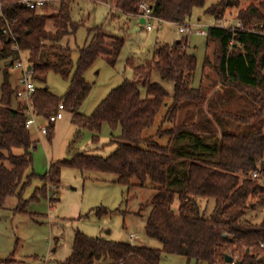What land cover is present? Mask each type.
<instances>
[{
    "label": "trees",
    "instance_id": "1",
    "mask_svg": "<svg viewBox=\"0 0 264 264\" xmlns=\"http://www.w3.org/2000/svg\"><path fill=\"white\" fill-rule=\"evenodd\" d=\"M21 1L3 0L0 17V71L5 69L0 105V210L6 208L10 197H17L19 205L15 211L29 213L30 201L24 195L38 177L35 172H28L34 165L32 149L36 144L26 125L27 105L17 97L19 86L12 84L9 73L24 53L33 70L32 80L41 85L32 96L39 117L49 118L63 104L78 128L94 131L97 141L105 123L113 131H121L118 148L109 157L79 152L52 165L41 176L43 187L37 188L32 200L40 202L42 197H48L49 184L59 188L65 167L83 173L114 174L120 185L152 186L156 190L146 233L162 244L161 249L78 232L71 256L60 264H161L164 255L184 256L196 264H234L226 262V255L241 264H264V218L260 223L247 219L250 209H264V132L237 135L224 129L221 137L211 142L201 137L197 124L175 123L165 130L159 128L160 137H170L167 144L154 136H144L164 107L167 115L175 118L184 102L201 103L205 98L203 86L189 85L198 61L188 51V39L160 46L153 60L146 63L135 66L129 60L137 80H124L87 116L79 112L93 89L86 73L100 57L115 66L126 37L110 34L100 26L88 28L89 43L79 49L75 62L73 49L62 43L83 26L72 18L74 0H52L50 5L57 7L53 14L45 13V9L27 8ZM111 1L115 9L127 16H141V4L148 3ZM206 3L207 0H153L148 4L151 14L160 22L182 25L191 21L195 10L204 8ZM240 5L239 0H222L205 12L220 21L230 7ZM236 20L244 28L218 24L209 27L207 36L209 46L215 44L214 67L220 84L249 96L260 106L251 117L228 114L235 121L248 124L264 117V28L247 29L264 25V0H252L246 8H240ZM8 24L10 32L5 34L3 30ZM211 63L208 55L205 70ZM154 71L175 84L173 94L151 81ZM50 72L70 80L65 95L59 97L46 86ZM53 127L50 125L48 136ZM16 149H24V153L18 155ZM256 171L259 177L254 176ZM203 200L215 203L210 215L202 210ZM102 211L107 213H98Z\"/></svg>",
    "mask_w": 264,
    "mask_h": 264
},
{
    "label": "rangeland",
    "instance_id": "2",
    "mask_svg": "<svg viewBox=\"0 0 264 264\" xmlns=\"http://www.w3.org/2000/svg\"><path fill=\"white\" fill-rule=\"evenodd\" d=\"M153 0H147L150 4ZM222 0H207L204 8L196 9L192 20L185 24L193 27V33L180 32L181 25L170 22L151 21L153 30L141 23L138 16H127L115 9V3L110 0L93 2L91 0L72 1V18L74 22L82 23L78 33L63 40V45L73 49V60L79 59V49L89 43L88 28L103 27L108 33L126 37L122 53L115 66L100 57L86 73V79L93 85L88 98L79 112L91 115L110 92L123 83L124 80H137L135 67L128 61L146 63L153 60L156 50L162 45H173L176 41L187 38L188 51L197 58L198 65L189 85L193 88L203 86L206 90L201 103L184 102L178 116L173 118L166 113V107L157 116L155 125L144 132V136H154L162 144L170 142V137H160L159 128H171L175 123L197 124L201 137L213 142L220 138L223 130L231 134H253L264 132V117L247 122H237L228 114H238L245 117L253 116L260 106L249 96L232 89H227L219 82L214 67L215 44L209 46L208 36L198 33L203 29L208 32L210 26H237V14L240 8H246L252 0H239L240 7H230L225 18L217 21L206 14V9ZM113 6V7H112ZM56 6L49 5L45 13H56ZM1 17V16H0ZM2 44L0 41V48ZM209 55L211 65L205 70L206 58ZM25 63H28L25 55ZM4 64L2 65V67ZM0 71V105L2 84L5 69ZM9 71V70H8ZM10 81L16 87L20 85L22 69L10 67ZM46 86L61 97L67 93L70 80L60 74L50 72L47 75ZM152 82L163 85L171 94L175 84L165 80L157 71L153 72ZM36 86H41L33 81ZM146 95V90H143ZM172 102V98L168 99ZM38 123L48 125V118L38 117ZM240 123V124H239ZM80 131V133H79ZM120 129L113 131L107 123L103 124L99 140L95 132L89 129L80 130L73 121V115L64 111V118L58 120L52 128V135H44L34 127L31 129L32 139L36 148L32 149L34 165L28 171L38 176L27 188L24 198L30 202L29 213L16 212L19 205L17 197H10L5 209L0 210V264H44L46 259L65 262L72 254L74 241L78 232L91 237L110 241L129 242L135 245L161 249L162 244L149 238L146 233L147 220L152 210L153 195L156 192L152 186H123L118 184L117 176L109 173L81 172L65 167L61 174L59 188L52 184L48 186V197H42L40 202L32 200L37 188L43 187L41 176L47 174L52 165L71 159L76 153L86 152L103 157L111 156L118 148L117 137ZM21 155L24 149H16ZM180 159V158H179ZM8 166L9 163H6ZM56 198V199H55ZM53 201V202H52ZM202 210L208 215L213 212L214 201L203 200ZM105 210L107 213L98 211ZM264 218V209H250L247 219L260 223ZM132 234L135 238H132ZM161 264H196L180 255H164ZM206 264V263H200Z\"/></svg>",
    "mask_w": 264,
    "mask_h": 264
},
{
    "label": "built area",
    "instance_id": "3",
    "mask_svg": "<svg viewBox=\"0 0 264 264\" xmlns=\"http://www.w3.org/2000/svg\"><path fill=\"white\" fill-rule=\"evenodd\" d=\"M22 5L26 6L27 8L30 9H37V10H43L46 9L51 3L52 0H22L21 1ZM4 2L3 0H0V16H2V9H3ZM142 8V17L145 19V25H147L148 30H153V24L151 23L152 20L156 19L154 16L151 14V11L149 9V4L144 2L141 4ZM226 26V25H225ZM238 27L244 28L243 24L241 22H238ZM264 28L263 24H256L253 26H249L247 28L248 30L251 31H260L261 29ZM5 34H9L10 28L9 24L8 26L3 30ZM193 27L190 24H185L181 25L180 27V32L183 34H190L193 33ZM198 33L202 35H208V32L206 30L200 29L198 30ZM15 49H19L18 46H15ZM31 65L29 63H25V54L22 53L21 58L18 59L14 63V68L17 69H22V77L19 79V88L17 91V97L19 100L27 105V114H28V120H27V127L29 129L36 128L38 132L48 135L49 133V127L50 125H55V123L58 120H61L64 118V105L61 104L59 111L52 116L48 118V125H41L38 123V115L35 113L33 105H32V96L35 93L37 86L34 84L32 77H33V70L32 67L29 68ZM255 177H259V173L256 171L254 173ZM132 238H135V236L132 234ZM264 247V245H263ZM44 264H60L57 261H50L46 259Z\"/></svg>",
    "mask_w": 264,
    "mask_h": 264
},
{
    "label": "water",
    "instance_id": "4",
    "mask_svg": "<svg viewBox=\"0 0 264 264\" xmlns=\"http://www.w3.org/2000/svg\"><path fill=\"white\" fill-rule=\"evenodd\" d=\"M144 20H145V19H142L141 22H142V23H145ZM29 68H31V66H30ZM226 262H227V263H234V264H241L240 261H236V262H235L234 258H233L231 255H226Z\"/></svg>",
    "mask_w": 264,
    "mask_h": 264
},
{
    "label": "crops",
    "instance_id": "5",
    "mask_svg": "<svg viewBox=\"0 0 264 264\" xmlns=\"http://www.w3.org/2000/svg\"><path fill=\"white\" fill-rule=\"evenodd\" d=\"M111 1V0H110ZM138 18H140L141 19V21H142V19H144L142 16H138ZM145 21V20H144ZM142 23V22H141ZM143 24H145V23H143ZM140 64H143V63H137V62H135V66H137V65H140Z\"/></svg>",
    "mask_w": 264,
    "mask_h": 264
}]
</instances>
